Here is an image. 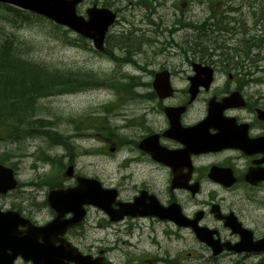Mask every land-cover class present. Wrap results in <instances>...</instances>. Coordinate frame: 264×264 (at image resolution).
<instances>
[{
	"label": "rangeland",
	"instance_id": "374dc122",
	"mask_svg": "<svg viewBox=\"0 0 264 264\" xmlns=\"http://www.w3.org/2000/svg\"><path fill=\"white\" fill-rule=\"evenodd\" d=\"M94 1L85 0L78 7V14L85 17L86 10L95 5ZM99 1H109L112 3L110 8L119 11V21L111 28L110 34L116 37L127 36L131 30L133 33L134 30L139 29L140 32L130 36L138 37V40L144 38L152 41L136 45L137 51L141 52L135 56L137 66L116 65L97 54L90 42L79 40L80 37L77 34L65 28L56 30L54 24L48 20L42 21L33 14L18 12L7 7H0V32L14 34L22 42L21 51L33 62L49 64L55 71L66 69L82 71L90 77L93 72L98 76L115 80L126 79L127 76L135 77L139 84L144 85L136 88L140 94L152 91L149 85L154 77L149 71L158 72L165 67L173 73L172 84L176 88V95L165 101L133 97L122 89L118 91V94H116L117 91L109 88L88 89L77 93L43 97L37 102L35 115L28 118V121L34 118L53 123L55 130L62 133L68 140L73 136L71 141L76 144L80 153L89 150L86 156L78 158L76 172L79 175L97 177L113 188L116 187L114 186L117 177L116 165L113 161L106 163L99 155L90 153V150L100 148L98 124L101 122L102 111H118L119 113L121 111H161L159 103L162 106L181 103L188 87V78L193 75L191 64L181 54L184 42H196L198 39L205 42L224 41L229 49L236 48L240 38L249 37L242 24L235 19L245 21L248 28L255 26V13L259 0H220L222 2L219 0H157L153 6H145L137 3V0ZM222 10L231 19L232 23L229 27H236L239 34L232 37L231 34L217 32L207 34L205 31L203 35H200L187 28L188 23L200 25L204 20L210 19ZM24 15H29V18H25ZM221 25V20H218V27ZM224 28L226 29V26ZM225 52L233 55V51ZM119 55L124 57L121 51ZM261 56L264 58V49L252 51L250 58L255 60V63L258 62L255 67L251 63V71L256 70L259 74L253 73V76L248 77L247 80L251 81L256 77H262L264 80V60H259ZM195 58L196 54L188 55L191 62L196 61ZM236 85L237 81L231 82L227 74L218 75L210 93L203 92L199 95L190 111H206L207 99L211 95L221 94L229 88H235ZM131 87L135 89L136 85ZM57 91L63 92L64 89L59 88ZM243 91L251 102H257L264 107V84L251 83ZM131 93L135 94V92ZM107 119L109 124H117L115 116ZM83 128L84 131L78 132ZM5 151V155L9 157L6 165L14 168L20 184V188L13 192L12 196H21L22 209L40 223L52 220L54 214L47 204L49 190L44 184L43 175L51 173L53 169L57 173L60 169L44 164L38 160V156L45 153L54 157L57 154L63 155L64 151L50 146L44 138L15 144L0 138V154ZM67 162L68 158H63L65 165ZM74 184L75 179L63 177L60 182L64 188ZM127 196L128 194L124 192L120 199ZM202 197L192 199L187 194L176 193L179 203L188 206L186 212L188 215H192L200 208L197 201ZM227 198H229L228 195ZM253 208L255 210L252 208L249 210V220H255V226L263 235L264 206ZM150 224L153 225L150 221L133 222L130 219L111 223L103 211L89 207L86 220L68 234V239L80 251L94 257L104 250L107 252L106 260L109 264H264V255L214 258L211 249L200 242L191 230L177 229L173 225H156V223L151 229Z\"/></svg>",
	"mask_w": 264,
	"mask_h": 264
},
{
	"label": "flooded vegetation",
	"instance_id": "af4514ba",
	"mask_svg": "<svg viewBox=\"0 0 264 264\" xmlns=\"http://www.w3.org/2000/svg\"><path fill=\"white\" fill-rule=\"evenodd\" d=\"M260 9L262 15L258 36L259 42L264 45V27L261 26V23L264 25V1ZM237 87L238 84L234 89L239 90ZM244 89L239 91L245 96ZM214 96L218 97H211ZM246 101L244 109L215 111L220 117L211 118V121H221V128L212 127L205 132L192 128L206 120L210 111H182L180 123L187 131L179 135L167 134L172 127V120L165 111L116 113V134L106 140L108 144L105 146L108 150L113 148L111 155L115 156L116 187L119 192L130 190L125 202H132L142 192L155 195L165 206L179 202L176 200L177 192L187 194L192 199L203 196L197 201L200 206L197 212L204 213L200 225L214 229L222 243L234 245L241 240L239 233L226 226L224 218L229 215H234L243 228L252 232L254 241L264 239V234L254 224L255 220H249L248 217L250 208L255 210L254 206H264V121L260 119L258 111H250L249 99L246 98ZM216 135H221L229 146L221 150H217L221 147L217 146L214 150L204 152L200 146L203 137ZM167 151L181 153V159L173 167L162 162ZM213 171L221 172L227 184L214 181L211 178ZM175 174L181 177L179 189H172ZM194 190L197 191V197L193 196ZM10 202L8 194L0 195V211L26 213L25 210L22 212L21 205L14 204L11 208ZM181 205L187 211L188 206ZM213 205L219 207L220 216L212 213ZM7 206L11 209H6ZM142 219L153 224H170L154 218ZM18 231L24 232L25 228L20 227ZM228 255L256 257L264 255V252L238 254L225 251L222 254Z\"/></svg>",
	"mask_w": 264,
	"mask_h": 264
},
{
	"label": "trees",
	"instance_id": "16d2710c",
	"mask_svg": "<svg viewBox=\"0 0 264 264\" xmlns=\"http://www.w3.org/2000/svg\"><path fill=\"white\" fill-rule=\"evenodd\" d=\"M154 2L155 0H137V3L145 6H152ZM94 3L105 7H111L112 4L109 1L99 0H95ZM219 13V20L228 21L224 10ZM227 24L230 23L227 22ZM232 32L237 34L239 30L234 27ZM140 43L143 44L144 42L129 35L119 48L125 49L126 52L129 48H133L136 54H139L136 45ZM21 44L22 42L14 34L0 32V138L6 142L10 141L12 144L26 143L31 138H44L52 145H68V140L60 132L53 130V123L42 119L35 120L34 118L28 121L31 115H35L38 107L37 102L43 97L67 92L87 91L106 85L117 92L122 89L128 95L132 92V83L112 81V78H109L110 81L107 84L102 77L93 73L90 77L82 71L70 69L55 71L49 64L33 62L21 51ZM186 44L191 53L196 54L204 61L211 60L213 56L217 55V52H220L217 56L222 63H229L230 55H232L225 51H233V58L236 56L234 59L249 60L252 48L260 47L253 36L240 38L237 47L234 49L225 47L223 42L192 41L186 42ZM107 45L109 48V40ZM135 52H127V54L132 56ZM108 53L113 59H116L113 53ZM246 60L243 61L244 65ZM136 85H138L137 82ZM59 88L64 89V91L58 92L57 89ZM143 97L154 100L155 94L150 93Z\"/></svg>",
	"mask_w": 264,
	"mask_h": 264
},
{
	"label": "water",
	"instance_id": "95a60500",
	"mask_svg": "<svg viewBox=\"0 0 264 264\" xmlns=\"http://www.w3.org/2000/svg\"><path fill=\"white\" fill-rule=\"evenodd\" d=\"M83 0H0V2L11 3L16 6H19L23 9L31 10L37 12L54 22L60 25L67 26L74 31L78 32L82 36L91 39L95 45V47L99 51L104 50V40L107 33L108 28L115 22L116 15L113 14L108 9H98L96 7L91 8L87 11L88 20H85L82 17L77 16L76 7ZM194 69L196 72V76L191 78V87L190 93L192 95V102L198 92L199 87L208 85L212 82L213 78V70L210 67H203L200 64H195ZM154 89L159 96V98L164 99L171 97L174 94V90L170 85V76L167 72L158 73L156 75L155 81L153 83ZM237 96L232 95L223 100V103H214L210 104L209 111H224L225 109L233 106H238L234 102H236ZM165 111H184V108H167ZM262 111V110H259ZM83 184V182H82ZM17 183L13 178V171L9 169H5L0 166V190L6 191L8 189H14ZM84 186V187H83ZM86 190V191H85ZM93 190V191H92ZM97 192L98 194L96 195ZM72 196L68 199L71 201V210H73L75 205L79 207L83 206V204H95L99 205L102 209L108 212L113 221H118L124 218L126 215L130 216H140V215H155L159 216L163 219H170L174 221L179 226H192L195 230L198 238L206 242L210 245L214 251V254L217 255L221 252V248L217 247L216 243L211 238L208 230L205 228H200L197 225V220L190 221L187 219L181 212L180 207L177 205L171 206L166 211H163L159 208H153L151 212H140L137 209V204L128 207L127 209L121 208L120 211H115L112 208V202L115 199L116 192L115 191H107L103 193L101 188L97 182L94 181H85L83 185H80L75 190H70L68 192H54L50 194V202L52 205L59 210L60 215H64L65 209L60 207L62 202L67 198L68 195ZM60 223V224H59ZM61 225L62 221L59 219L51 224L49 227L40 228L36 231H28L26 236V242L31 243L34 242V237H42L50 236V228L53 225ZM67 227L68 223H66ZM74 225V224H72ZM64 228V227H63ZM0 242L4 245L11 244L13 246H18L19 242L15 240V238L9 236L8 233H4L1 235ZM48 243L50 241L48 240ZM248 243L247 239L244 238L242 244L246 245ZM41 247H44L50 250V246L43 244ZM43 249V248H42ZM39 249L33 256H28L27 253L21 252L20 250H15L13 254L7 258L3 259L1 264H13L14 259L18 255H22L24 257H28L29 259L36 262V264H45V260L47 258L50 261V264H62L63 259H67L70 261H74L77 264H102V260L98 259L96 261H92L91 257H83L80 255L75 249L67 250V251H58L54 252L52 250L47 252V257L43 254L44 251ZM236 250L242 251L246 250L244 248H237ZM42 251V252H41Z\"/></svg>",
	"mask_w": 264,
	"mask_h": 264
},
{
	"label": "bare ground",
	"instance_id": "6f19581e",
	"mask_svg": "<svg viewBox=\"0 0 264 264\" xmlns=\"http://www.w3.org/2000/svg\"><path fill=\"white\" fill-rule=\"evenodd\" d=\"M157 0H155V2H156Z\"/></svg>",
	"mask_w": 264,
	"mask_h": 264
}]
</instances>
